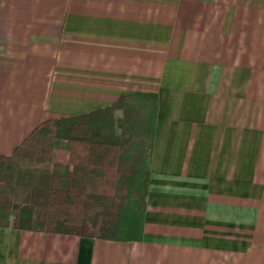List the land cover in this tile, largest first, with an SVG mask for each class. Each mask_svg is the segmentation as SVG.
<instances>
[{"label":"crops","instance_id":"obj_1","mask_svg":"<svg viewBox=\"0 0 264 264\" xmlns=\"http://www.w3.org/2000/svg\"><path fill=\"white\" fill-rule=\"evenodd\" d=\"M125 94L156 98L141 237L0 226V264H264V0H0V155Z\"/></svg>","mask_w":264,"mask_h":264},{"label":"trees","instance_id":"obj_2","mask_svg":"<svg viewBox=\"0 0 264 264\" xmlns=\"http://www.w3.org/2000/svg\"><path fill=\"white\" fill-rule=\"evenodd\" d=\"M117 108L123 114L115 120ZM155 111L154 96L125 94L106 108L40 122L10 155H0V226L139 239ZM61 147L67 164L53 161Z\"/></svg>","mask_w":264,"mask_h":264},{"label":"rangeland","instance_id":"obj_3","mask_svg":"<svg viewBox=\"0 0 264 264\" xmlns=\"http://www.w3.org/2000/svg\"><path fill=\"white\" fill-rule=\"evenodd\" d=\"M23 191H24L23 186L16 189V191L12 194V195H14L15 200H21L22 199Z\"/></svg>","mask_w":264,"mask_h":264}]
</instances>
